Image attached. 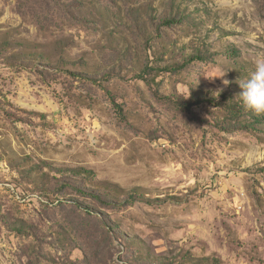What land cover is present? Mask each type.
I'll return each instance as SVG.
<instances>
[{
	"label": "rangeland",
	"instance_id": "1",
	"mask_svg": "<svg viewBox=\"0 0 264 264\" xmlns=\"http://www.w3.org/2000/svg\"><path fill=\"white\" fill-rule=\"evenodd\" d=\"M259 56L264 0H0V264H264Z\"/></svg>",
	"mask_w": 264,
	"mask_h": 264
},
{
	"label": "clouds",
	"instance_id": "2",
	"mask_svg": "<svg viewBox=\"0 0 264 264\" xmlns=\"http://www.w3.org/2000/svg\"><path fill=\"white\" fill-rule=\"evenodd\" d=\"M252 64L254 68L248 77L238 79L241 88L238 96L247 110L264 115V56L257 57ZM223 84L227 86L230 81L224 80Z\"/></svg>",
	"mask_w": 264,
	"mask_h": 264
},
{
	"label": "trees",
	"instance_id": "3",
	"mask_svg": "<svg viewBox=\"0 0 264 264\" xmlns=\"http://www.w3.org/2000/svg\"><path fill=\"white\" fill-rule=\"evenodd\" d=\"M199 100H201V98H197L196 101H199ZM180 104L185 110H191V107L193 105V101L184 100V101L180 102Z\"/></svg>",
	"mask_w": 264,
	"mask_h": 264
}]
</instances>
